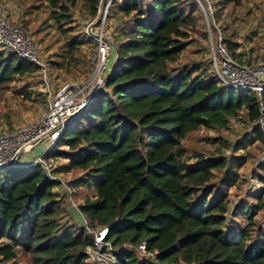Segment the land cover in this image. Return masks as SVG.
I'll return each instance as SVG.
<instances>
[{
	"label": "trees",
	"instance_id": "1",
	"mask_svg": "<svg viewBox=\"0 0 264 264\" xmlns=\"http://www.w3.org/2000/svg\"><path fill=\"white\" fill-rule=\"evenodd\" d=\"M43 1L57 28L68 34L74 31L65 28L73 11L97 19L103 0ZM213 3L218 23L224 10L244 0ZM186 5V0L111 3L109 11L116 7L121 15L115 17V67L46 153L50 163L67 161L55 173L79 172L66 181L73 197L80 187L94 192L73 211L78 225H63L61 215L69 207L55 190L60 182L49 181L40 166L0 169V263L20 253L29 264H97L86 254L93 239L84 217L94 229L108 228L116 264H264V226L256 221L264 209L260 196L257 203L233 209L227 192L241 178L237 168L248 158L236 153L246 145L237 144L231 156L210 157H188L183 146L201 128L229 129L243 112L250 124L259 117L256 94L226 87L201 65L177 66L199 23L197 6ZM223 41L233 59L244 63L236 44L226 36ZM80 44L70 43V58ZM6 53L0 50V86L40 73L38 66ZM252 130L264 145V135ZM254 175L264 182V174ZM238 216L247 220L241 239L226 232ZM143 242L156 258L139 263Z\"/></svg>",
	"mask_w": 264,
	"mask_h": 264
},
{
	"label": "rangeland",
	"instance_id": "2",
	"mask_svg": "<svg viewBox=\"0 0 264 264\" xmlns=\"http://www.w3.org/2000/svg\"><path fill=\"white\" fill-rule=\"evenodd\" d=\"M113 1L117 0L102 1L101 18L104 19L105 15L106 18L93 27V32L99 33L103 25L115 38L114 31L118 25L115 17L119 18L121 15L118 14L116 7L112 11L107 10ZM139 1L145 5L150 2V0ZM210 3L212 4L213 0H186L188 10L191 6H197L196 15L199 23L190 33V45L181 55L177 66L201 65L215 72L213 58L215 54L217 55L220 45L225 49L223 41L225 36L236 44L237 53L242 54L244 63L236 60L237 62L249 66L264 64V0H244L241 7L231 5L223 11L218 23L213 20ZM0 10L9 17L10 21L22 28L23 23L26 22L25 31L39 48L51 79V86H48L41 74L35 72L16 77L12 83L0 86V134H3L37 122L47 112L51 97L66 85L78 84L88 92L95 78L97 41L86 33L87 24L91 19L81 16L77 10L73 11V21L65 27H72L74 30L68 34L62 33L51 20V9L43 0H0ZM112 15L115 21L110 20ZM74 39L81 44L74 53L75 58L72 59L68 51ZM0 50L4 51L1 47ZM114 61L112 55L110 66H113ZM62 63L63 67H60ZM252 129L253 124H250L246 112H243L239 118L231 121L229 129L201 128L188 135L183 141L188 157H193L195 154L210 157L219 153L231 156L237 144L246 145L236 153L237 156L244 155L248 158L246 165L237 168L241 178L235 187L227 191L233 209L240 208L241 204L257 203L259 196L260 202L264 204V182L254 175L255 172L264 174V145L257 136L253 135ZM51 164L54 170H60L67 161L54 159ZM59 173L64 181H73L79 175V172ZM55 190L66 202L63 192ZM93 192L91 187L77 188L74 200L77 204H81ZM61 221L63 225H78L74 221L73 211L67 207L61 215ZM256 221L258 226H264V209ZM245 224L247 220L241 216L230 219L226 232L229 236L241 239V228ZM5 264H29V262L19 253L17 260Z\"/></svg>",
	"mask_w": 264,
	"mask_h": 264
},
{
	"label": "built area",
	"instance_id": "3",
	"mask_svg": "<svg viewBox=\"0 0 264 264\" xmlns=\"http://www.w3.org/2000/svg\"><path fill=\"white\" fill-rule=\"evenodd\" d=\"M101 13L100 8L97 19L91 20L86 27V33L97 41L95 78L90 90L86 92L78 84L66 85L51 97L47 112L37 122L10 133L0 134V168L42 167L49 181L60 182L57 191L63 192L68 207L72 211H78L73 190L59 174L54 172L52 164L46 158V153L61 138L71 120L92 102L106 83L115 45L113 35L106 31L103 25L99 33L93 32V27L106 18L105 15L102 19ZM0 47L8 54H17L22 60L38 66L44 82L51 86V79L39 48L31 36L21 26L10 21L1 10ZM213 59L215 72L221 83L236 91L256 94L259 99V117L253 123V128H257L264 135V64L254 66L240 64L221 45ZM38 146H42V150L35 154L34 150ZM28 155L32 157L25 160L24 158ZM82 221L83 227L93 239V244L86 249L88 261L97 264H116L117 251L107 240L108 228L94 229L84 217ZM138 255L139 263L156 258V252L149 251L145 242L139 246Z\"/></svg>",
	"mask_w": 264,
	"mask_h": 264
},
{
	"label": "crops",
	"instance_id": "4",
	"mask_svg": "<svg viewBox=\"0 0 264 264\" xmlns=\"http://www.w3.org/2000/svg\"><path fill=\"white\" fill-rule=\"evenodd\" d=\"M7 14H8V13H7ZM113 53H114V51H113ZM113 53H112V55H114ZM112 55H111V56H112ZM41 150H42V146H38V147L34 150V152H35V154H38V153L41 152ZM31 157H32V155H31V156L28 155V156H26L24 159L27 160V159H30Z\"/></svg>",
	"mask_w": 264,
	"mask_h": 264
},
{
	"label": "water",
	"instance_id": "5",
	"mask_svg": "<svg viewBox=\"0 0 264 264\" xmlns=\"http://www.w3.org/2000/svg\"><path fill=\"white\" fill-rule=\"evenodd\" d=\"M117 59H118V54L116 52V57H115V61H114V64H113V68L115 67V64H116ZM0 169H7V168L2 167Z\"/></svg>",
	"mask_w": 264,
	"mask_h": 264
}]
</instances>
